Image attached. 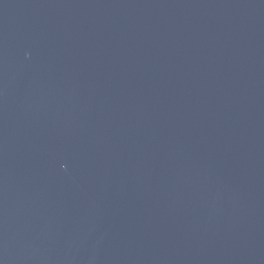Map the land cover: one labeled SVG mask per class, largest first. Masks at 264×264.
I'll use <instances>...</instances> for the list:
<instances>
[{"label":"water","instance_id":"95a60500","mask_svg":"<svg viewBox=\"0 0 264 264\" xmlns=\"http://www.w3.org/2000/svg\"><path fill=\"white\" fill-rule=\"evenodd\" d=\"M0 264H264V0H0Z\"/></svg>","mask_w":264,"mask_h":264}]
</instances>
